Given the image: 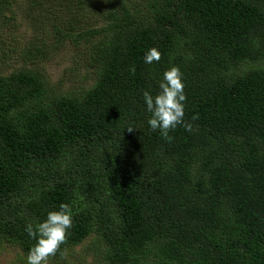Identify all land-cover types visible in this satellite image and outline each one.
I'll return each mask as SVG.
<instances>
[{"label": "trees", "instance_id": "obj_1", "mask_svg": "<svg viewBox=\"0 0 264 264\" xmlns=\"http://www.w3.org/2000/svg\"><path fill=\"white\" fill-rule=\"evenodd\" d=\"M24 1L52 38L26 54L69 42L91 74L67 91L36 63L0 75V246L27 257V225L68 204L54 258L90 239L98 264H264V0ZM173 66L192 131L169 142L143 92Z\"/></svg>", "mask_w": 264, "mask_h": 264}, {"label": "rangeland", "instance_id": "obj_2", "mask_svg": "<svg viewBox=\"0 0 264 264\" xmlns=\"http://www.w3.org/2000/svg\"><path fill=\"white\" fill-rule=\"evenodd\" d=\"M16 3L13 7L15 15L11 17L10 13H6V17L12 20L0 18V75H9L21 68H31L36 63L49 82L52 85L59 84L63 91L87 85L91 71L85 69L79 50L69 42L56 52L47 53L46 60L39 63V57H29L26 54L33 46H41V41L47 47L52 44V38L48 36L50 26L44 20L36 23L29 20L26 1L16 0ZM89 240L65 251L60 258L50 259L49 264H98L99 260L93 254ZM0 264H26V256L18 248L3 244L0 246Z\"/></svg>", "mask_w": 264, "mask_h": 264}, {"label": "clouds", "instance_id": "obj_3", "mask_svg": "<svg viewBox=\"0 0 264 264\" xmlns=\"http://www.w3.org/2000/svg\"><path fill=\"white\" fill-rule=\"evenodd\" d=\"M145 63H159L162 54L157 48H151L145 55ZM133 74L135 68L130 70ZM183 74L179 67L173 66L163 73L159 84V92L153 96L149 91L143 92L146 110L151 114L148 125L150 129L159 130L161 135L171 141L169 132L177 126L183 125L186 131H192V124L185 123ZM198 116H193L197 120ZM129 132L132 128L128 129ZM73 227L71 207L61 204L58 211H50L46 220L26 227L29 237L36 240L35 245L29 250L26 264H49V260L60 253L61 246L67 243L69 230ZM63 255V253H61Z\"/></svg>", "mask_w": 264, "mask_h": 264}]
</instances>
